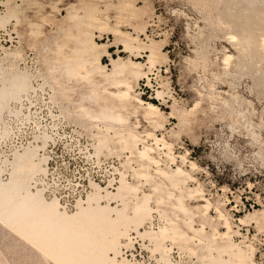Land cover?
<instances>
[{
  "label": "rangeland",
  "instance_id": "rangeland-1",
  "mask_svg": "<svg viewBox=\"0 0 264 264\" xmlns=\"http://www.w3.org/2000/svg\"><path fill=\"white\" fill-rule=\"evenodd\" d=\"M129 1L134 16L128 10L118 12L121 0H0V74L20 73L25 79L20 97L10 100L0 115L1 177L11 176V164L19 155L37 159L39 169L28 179L30 190L47 201L57 199L68 214L77 212L80 199L84 203L99 191L101 204L117 205L120 197L112 195L118 193L121 179L126 182L120 193L128 212L148 195L151 209L138 226L141 233L131 226L120 238V264H237L219 247V237L205 240V234L186 229L188 216L174 208L178 197L192 207L195 228L204 221L209 236L230 232L250 258L264 264V48L258 46L256 56L249 47L237 58L238 47L226 37L246 13L257 25L264 18V0L253 8L247 1L236 5L233 0ZM70 5L79 12L92 7L107 12V23L91 31L98 41L111 44L114 56L129 53L114 44L111 28L135 32L134 23L142 37L143 31L148 33L167 52L166 59L156 62L150 80L142 77L135 87L160 105L156 122L146 120L141 108L135 110L136 102L122 110L120 130L135 138L124 140L105 121L84 115L76 101L62 104L55 98L60 62L73 45L72 36L80 32L69 16ZM139 51V59L146 61L144 49ZM226 53L233 54L231 61L224 60ZM103 61L109 64V57ZM69 92L78 97L77 91ZM149 144L160 162L146 168L139 151ZM178 165L184 173H174L179 178L175 185L157 171L160 166L172 174ZM203 198L209 199V206ZM171 221L193 238L177 231L156 248L142 234H156ZM93 244L94 257L114 255L101 239ZM0 264L59 263L0 222Z\"/></svg>",
  "mask_w": 264,
  "mask_h": 264
},
{
  "label": "bare ground",
  "instance_id": "bare-ground-1",
  "mask_svg": "<svg viewBox=\"0 0 264 264\" xmlns=\"http://www.w3.org/2000/svg\"><path fill=\"white\" fill-rule=\"evenodd\" d=\"M233 1L236 5H241L243 1H247L246 6L253 8L258 1L263 0ZM229 3H231V0H229ZM133 7L131 1L121 0L118 12L128 10V15L134 16ZM70 12L72 13L70 14ZM68 13L74 19V26L78 27L80 32L72 36L73 45L68 48L62 57L63 60L60 62L62 64L60 66L62 77L57 80L55 98L62 101V104L74 100L78 103L77 106L84 115L105 121L108 127H114L116 133H121L124 140H128V137L135 138L134 133L129 131L124 135L120 130L122 121H124L122 110L128 108L130 101L136 102L135 110L138 109L137 107L141 108L142 115L146 120L156 122V117L161 114L160 105L146 100L135 87L139 84L140 78H150V72L155 68L156 62H161L160 57L166 59L167 52L163 49L161 42H157L154 37L143 30V35H145L142 37L134 23L135 32L122 30L118 25L111 28L114 35V44L121 46L119 50L129 53L127 57H122L120 54L114 56L110 50L111 44L98 41L91 31L92 27L100 28L107 23L109 19L107 12L100 11V9L95 11L94 7L86 9V11L82 9L79 12L78 8L70 5ZM245 16L246 18L240 22L237 29L228 30V36L226 34L229 41L238 47L239 56L237 58L244 57L249 47L254 50L256 56L260 55L257 53L258 46L264 48V18L256 21L257 25H253L252 17L247 13ZM141 27H139L140 30ZM247 31L249 32L246 33ZM256 32L257 37L253 34ZM140 47L145 51L146 61L139 59L142 54L139 51ZM106 56L109 57V64L103 61ZM223 57L228 62L233 54L226 53ZM0 81L1 115L2 110L10 100L20 97L25 79L20 73H10L5 76L0 74ZM69 91H77L78 97L73 99ZM157 93V95L161 94L160 92ZM155 139L162 141L168 147V143L163 138L156 137ZM154 150L155 146L149 144L139 151L143 159L142 166L148 168L152 164H159L160 161L153 154ZM36 160H31L30 156H17L11 164V176L7 180L1 177L0 168V222L11 230L21 233V236L28 242L59 264H120L117 259V255L121 252L122 240L120 238L127 231L129 232L131 226H134L139 234L141 233L138 226L148 216L151 209L148 195L144 194L133 204L131 212H128V202L120 193L126 186V182L121 179L118 193L112 195L113 197H120L117 205L112 206L110 202L101 204L100 200L103 196L99 191L93 194L90 193L84 203L80 199L77 206L78 210L76 209L77 212L68 214L67 211L60 208L57 199L47 201L39 191L33 192L30 190L28 179L39 169ZM157 171L170 179V183L173 185L179 180L175 177V174L184 173L181 165H178L172 174L164 171L160 166ZM110 195L107 193V196L111 198ZM203 200H205V207H207L206 205L209 206V199L203 198ZM174 208L188 216V220H184L185 227H187V230L194 232L193 234L203 233L202 235L205 234V237H203L205 240L211 237L214 242L219 237L220 242L217 244H220L219 247L224 248L229 253L230 258H236L237 264H257L243 248L232 240L230 232L219 233L214 231L209 236L205 233L204 221L200 227L195 228L192 219L193 209L186 206L181 198H177ZM226 225L228 229H231L232 224L227 222ZM179 226L177 222L171 221L170 227L165 226L156 234L148 230L142 231V234L147 235L156 248H161L163 240L169 234L175 235L177 231L185 239L193 238V235L187 233L186 230H180ZM88 237L91 240H87ZM97 239H101L103 248L112 249L114 255L105 254L104 259L94 257L96 251L93 247V241ZM69 242H72V244L69 245ZM82 258L90 259L80 261ZM167 264L170 263L167 262Z\"/></svg>",
  "mask_w": 264,
  "mask_h": 264
},
{
  "label": "trees",
  "instance_id": "trees-1",
  "mask_svg": "<svg viewBox=\"0 0 264 264\" xmlns=\"http://www.w3.org/2000/svg\"><path fill=\"white\" fill-rule=\"evenodd\" d=\"M155 102V101H154Z\"/></svg>",
  "mask_w": 264,
  "mask_h": 264
}]
</instances>
